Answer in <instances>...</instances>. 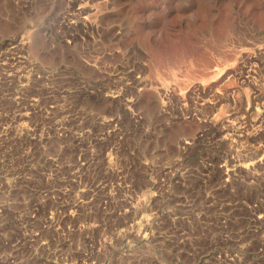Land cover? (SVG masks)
I'll return each instance as SVG.
<instances>
[{
	"label": "rangeland",
	"instance_id": "374dc122",
	"mask_svg": "<svg viewBox=\"0 0 264 264\" xmlns=\"http://www.w3.org/2000/svg\"><path fill=\"white\" fill-rule=\"evenodd\" d=\"M0 264H264V0H0Z\"/></svg>",
	"mask_w": 264,
	"mask_h": 264
}]
</instances>
